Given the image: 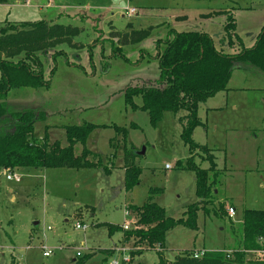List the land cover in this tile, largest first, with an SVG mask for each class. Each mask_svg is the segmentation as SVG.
<instances>
[{
  "label": "rangeland",
  "instance_id": "obj_1",
  "mask_svg": "<svg viewBox=\"0 0 264 264\" xmlns=\"http://www.w3.org/2000/svg\"><path fill=\"white\" fill-rule=\"evenodd\" d=\"M20 1L0 4V27L49 20L84 30L74 39L79 47L58 48L67 57L60 56L53 64L51 55L41 56L46 77L56 67L49 87L11 90L9 110L42 112L45 118L36 122L34 136H48L50 144L59 142L62 147L68 146L66 126L117 125L127 128L128 136L125 141L114 127L95 129L85 146L92 153L90 160L100 161L92 167L23 168L15 170L20 182L7 179L8 170L0 169V264H76L88 255L84 264H123L132 251L143 252L134 257L135 263L159 264L161 248L137 243L134 237L125 241L123 231L112 234L108 227L138 228L127 208L142 206L151 195L176 220H185L190 206L201 207L196 229L180 224L167 232L161 251L165 260L173 262L184 251L229 253L241 248L244 211L264 210V90L258 88L264 85V72L255 67L235 69L230 97L228 89L199 106L203 124L193 137L209 151L197 150L193 158L208 168L212 155L221 171L211 201L197 196L195 171L177 166L190 157L181 136L180 117L186 111L167 112L154 127L147 111L133 110L126 103L124 92L130 86L158 83L157 41L168 39L173 31L205 32L219 50L233 52L224 39L232 15L235 33L246 47H253L264 26V0H52L48 6L49 0ZM128 8L137 12L128 16ZM132 30L150 34L127 45L110 35ZM242 84L250 88L238 90ZM135 103L141 106L142 98L135 97ZM125 145L143 170L131 191L125 188ZM83 148L78 143L75 153L81 154ZM151 189L159 190L150 194ZM230 206L236 208L234 218L229 217ZM78 223L88 229H77ZM45 247L53 251L51 256L43 255Z\"/></svg>",
  "mask_w": 264,
  "mask_h": 264
},
{
  "label": "trees",
  "instance_id": "obj_2",
  "mask_svg": "<svg viewBox=\"0 0 264 264\" xmlns=\"http://www.w3.org/2000/svg\"><path fill=\"white\" fill-rule=\"evenodd\" d=\"M9 0H0L6 4ZM84 27L63 25L54 21L7 22L0 27V169L15 171L23 168H88L100 163L90 160L91 151L85 147L91 133L97 128L114 127L127 141L128 129L117 125H83L66 126L68 146L62 147L59 142L49 143L48 136L38 139L34 136L35 124L43 120L42 112L32 110L12 112L8 107V95L13 89L49 87L50 79L56 67H51L48 77L45 76L44 62L41 56L50 57L53 64L60 56L67 53L58 49L63 44L79 47L75 37L83 32ZM236 23L229 15L225 25V41L233 52L219 50L213 38L198 31H173L166 40L159 39L157 59L160 67V78L153 86H130L125 92V101L133 110L138 108L147 111L150 122L157 127L167 112L186 111L180 117L181 136L189 147L190 157L179 160L177 166L193 170L196 173V194L201 201L215 196L221 171L215 157L207 158L210 166L202 168L195 163L193 153L197 150L208 152L206 146L194 140V131L203 122L199 117V106L218 93L227 91L229 81L235 69L255 67L264 72V26L257 36L253 47H246L242 38L235 33ZM148 30H132L121 33L111 32L112 39L122 45L135 44L149 36ZM236 37V38H234ZM164 45V46H163ZM117 47L118 54L125 57ZM68 64L78 66L69 60ZM142 98V105L135 103V97ZM136 127V125H132ZM81 143L84 148L81 154L75 153V146ZM116 144V143H115ZM118 146L114 145L116 148ZM134 156L125 145V188L131 191L140 182L142 168L137 166ZM159 189H151L150 194ZM199 204L189 207L185 220L169 217L164 207L153 201L152 195L142 206L131 205L129 210L136 217L138 228L124 230L120 226L109 224L110 233L123 231L125 241L131 237L137 243H147L150 247L161 248L159 264H264V259H255L253 251H264V210L246 209L243 216L242 247L231 255L225 251H206L201 258H194L193 251H184L173 262L165 260L162 249L167 232L183 224L190 229L197 228ZM225 207H221L224 211ZM142 251L131 252L129 262L135 263L134 257ZM91 255L82 258L76 264H84Z\"/></svg>",
  "mask_w": 264,
  "mask_h": 264
},
{
  "label": "built area",
  "instance_id": "obj_3",
  "mask_svg": "<svg viewBox=\"0 0 264 264\" xmlns=\"http://www.w3.org/2000/svg\"><path fill=\"white\" fill-rule=\"evenodd\" d=\"M136 12H137V11H136L134 8H128V10H126V14H127L128 16L134 15ZM166 167H167V168H172L170 165H167ZM7 179H9V180H15V181H17V182H20L22 178H21V175H19V174L16 173L15 171H8ZM127 210H128V212H129V214L131 215V211H130L129 209H127ZM228 214H229V217H230V218H234L235 215H236V209L233 208V207H230V208H229V211H228ZM132 218H135V219H136V217L133 216V215H132ZM136 221H137V219H136ZM134 224H135V223H134ZM123 227H124V228H123L124 230H129V229H130L129 224H125ZM76 228H77V229H82V230H87V229H88V225L85 224V223H78V224L76 225ZM136 228H137V227H136ZM124 249H125V248H124ZM124 249L121 250L120 252H124ZM129 251H130V250H129ZM52 252H53V251H52L50 248L45 247V250H44V252H43V255H44L45 257H49V256H51ZM205 252H206V250H202V251H200V252L195 251V252H193V257H194V258H201V257L204 256ZM231 254H232V252L229 251V255H231ZM259 258H263V259H264V251H258V254H257V256L255 257V259H259ZM130 259H131L130 254H129L128 256H126V257L124 256V258H123V262H129ZM113 263H114V264H117L118 262L114 261Z\"/></svg>",
  "mask_w": 264,
  "mask_h": 264
},
{
  "label": "crops",
  "instance_id": "obj_4",
  "mask_svg": "<svg viewBox=\"0 0 264 264\" xmlns=\"http://www.w3.org/2000/svg\"><path fill=\"white\" fill-rule=\"evenodd\" d=\"M9 1H11V0H9ZM17 1H18L19 4H20L21 1H20V0H17ZM29 1L31 2V1H34V0H27V2H29ZM36 1L38 2V0H36ZM51 1H52V0H49V1H48L47 6L51 3ZM7 4H10V2H8ZM82 14H83V13H82ZM85 15H86V14H85ZM86 17H89V16L86 15ZM47 21H49V20H47ZM21 22H25V21H21ZM116 40H117V39H116ZM242 70H245V69H242ZM254 71H257V70H253V72H254ZM233 73H234V72H233ZM232 76H233V74H232ZM231 80H232V77H231V79H230V81H229V85H230V83H231ZM229 85H228V86H229ZM228 88H229V97H230V93L233 92V88H231L230 86H229ZM245 88H248V89H249L250 87H245V85L242 84L241 88H239L238 90H240V89H245ZM258 88H260V90H264V85H262V86H258ZM256 89H257V88H256ZM235 91H236V90H235ZM223 92H224V91H223ZM232 102H233V103H232V107L236 109L238 106H237V104H235L234 99H232ZM216 192H217V191H216ZM230 207L235 208L234 206H230ZM127 209H129V207H128ZM235 209H236V208H235ZM28 257H29V256H28ZM17 259H18V258H17Z\"/></svg>",
  "mask_w": 264,
  "mask_h": 264
}]
</instances>
